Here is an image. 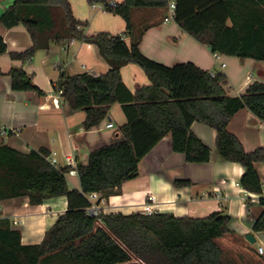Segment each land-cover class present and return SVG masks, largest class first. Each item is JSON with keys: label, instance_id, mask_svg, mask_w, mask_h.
Here are the masks:
<instances>
[{"label": "trees", "instance_id": "trees-1", "mask_svg": "<svg viewBox=\"0 0 264 264\" xmlns=\"http://www.w3.org/2000/svg\"><path fill=\"white\" fill-rule=\"evenodd\" d=\"M103 4L121 16L125 35L134 29L135 8H167L170 0H87ZM174 18L179 25L213 52L264 61V0H175ZM6 27L24 24L33 45L13 58L31 59L38 50L52 45L67 47L73 39L97 45L110 64L105 74L62 72L56 91L72 110L86 112V130L99 125L115 102L123 105L128 122L120 127L121 137L94 149L88 164H78L81 189L72 188L66 177L68 167L51 163L45 148L25 153L9 145L0 128V201L28 196L31 204L65 196L68 209L56 220L40 244L24 245L21 230L9 218L0 219V264H44L49 257L76 259L86 264H129L141 259L146 264H228L217 238L231 231V217L215 212L207 217H177L168 213L146 215L136 212L104 213L93 216L90 193L108 199L120 186L139 174L142 158L164 136L171 133L173 149L189 162H208L212 149L191 129L203 122L217 131L220 155L244 166L240 183L249 192L261 194L262 180L256 164L264 162V147L247 152L229 130L235 113L249 108L264 122V82L254 81L240 96H231L224 86L227 77L213 74L193 62L166 66L140 50L142 34L128 43L122 34L100 31L87 34V22L78 20L69 0H13L1 14ZM230 21V24H229ZM7 44L0 35V54ZM135 63L144 69L150 84L132 93L125 86L121 68ZM15 90L43 91L22 68L10 71ZM1 127V125H0ZM13 134V131H8ZM191 183L176 180V185ZM263 207L253 230L264 231ZM251 197L248 198V205Z\"/></svg>", "mask_w": 264, "mask_h": 264}, {"label": "crops", "instance_id": "crops-1", "mask_svg": "<svg viewBox=\"0 0 264 264\" xmlns=\"http://www.w3.org/2000/svg\"><path fill=\"white\" fill-rule=\"evenodd\" d=\"M69 1L74 16L88 23L87 34L100 31L122 34L130 43L143 33L140 50L145 56L166 66L193 62L213 74L223 73L227 77L224 88L231 96L242 95L254 81L264 82V61L213 52L208 45L185 31L174 17L165 21L169 16L168 7L135 8L132 13L133 32L125 35L124 19L107 11L103 4H89L87 0ZM12 3L13 0H0V16ZM0 35L7 44V51L0 54V125L7 131H13L11 135H4L9 145L25 153L41 148L47 149L50 155L56 151L62 165L66 155L74 154L78 164L86 165L94 149L121 137L120 127L128 122L122 103H113L102 122L86 130L83 125L86 112L72 110L55 89L62 72H89L93 75L108 72L110 64L100 54L97 45L73 39L67 47L52 45L49 49L38 50L31 59L24 61L13 58L11 54L26 51L33 45L25 25L6 27L0 21ZM13 68H22L30 74L43 94L36 90L13 89L10 74ZM121 74L125 86L132 93L150 84L146 72L138 64H125ZM109 122H113L114 127H107ZM191 129L211 147L208 162L187 161L184 153L173 149L169 133L142 158L138 176L124 182L118 194L105 199L96 193L100 211L125 215L142 212L143 202L152 195L157 213L197 218L215 212L226 213L231 217V231L217 238L224 250L225 262L264 264V231L253 230L254 221L263 207L258 202L259 194L247 191L240 183L244 166L220 155L214 128L195 121ZM229 130L239 138L247 152L264 147V122L249 108L235 113ZM256 168L264 186V162L257 163ZM66 177L70 187L81 189L78 174ZM176 180H190L191 183L176 185ZM67 209L65 196L42 204H31L28 196H21L0 201V219L9 218L12 227L21 230L22 244H40L46 232ZM248 234L255 237L254 243L246 238ZM259 247H263V253L259 252ZM44 264L86 263L48 257Z\"/></svg>", "mask_w": 264, "mask_h": 264}, {"label": "built area", "instance_id": "built-area-1", "mask_svg": "<svg viewBox=\"0 0 264 264\" xmlns=\"http://www.w3.org/2000/svg\"><path fill=\"white\" fill-rule=\"evenodd\" d=\"M115 3L116 2H114V1L110 2L111 5H114ZM168 9H169V16H167L165 18V21H169L170 18L174 17L175 10H176L175 1L170 0L169 5H168ZM57 92L59 93V95H61L62 89H60ZM107 127H111V128L114 127V123L109 122L107 124ZM0 128H1V135H5L8 133L6 127L1 126ZM48 158L51 161V163L53 165H55L56 167H62V166L68 167V171L66 172V175L78 174V162H77V159L74 156V154L66 155L65 156V163L63 165L60 163L56 151L52 152L51 155L48 156ZM96 195H97L96 193H90L89 194V199L91 200V206L88 208V212L93 216H97L101 212L99 205L96 203ZM258 196H264V186H262V192ZM154 203H155L154 196L148 195L146 200L143 202L142 213H144L146 215H153V214L157 213L156 209L154 208ZM259 252L263 253V247H259ZM129 264H146V263L143 262L141 259H133V261Z\"/></svg>", "mask_w": 264, "mask_h": 264}, {"label": "water", "instance_id": "water-1", "mask_svg": "<svg viewBox=\"0 0 264 264\" xmlns=\"http://www.w3.org/2000/svg\"><path fill=\"white\" fill-rule=\"evenodd\" d=\"M246 238H247L250 242H252V243L255 242V237H254L252 234H248V235L246 236Z\"/></svg>", "mask_w": 264, "mask_h": 264}]
</instances>
